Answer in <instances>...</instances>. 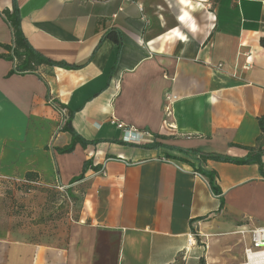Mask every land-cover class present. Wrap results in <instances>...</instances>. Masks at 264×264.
I'll return each instance as SVG.
<instances>
[{"label":"crops","instance_id":"crops-1","mask_svg":"<svg viewBox=\"0 0 264 264\" xmlns=\"http://www.w3.org/2000/svg\"><path fill=\"white\" fill-rule=\"evenodd\" d=\"M13 7L54 65L10 73L3 11ZM49 99L72 113L85 146L56 151L71 135ZM260 117L264 0H0V175L42 182L25 193L33 214L22 224L0 219V264H226L227 235L243 240L242 263L248 231L264 226V177L256 163L196 152L245 158L252 147L264 167ZM198 166L216 172L220 194ZM54 178L71 184L75 207L46 220Z\"/></svg>","mask_w":264,"mask_h":264},{"label":"trees","instance_id":"trees-1","mask_svg":"<svg viewBox=\"0 0 264 264\" xmlns=\"http://www.w3.org/2000/svg\"><path fill=\"white\" fill-rule=\"evenodd\" d=\"M3 13H4V17L6 21L8 22L12 30V36H13L12 45L6 46L11 51V54L8 55V58L15 61V66L12 69V71H10V73L34 72L42 64L54 65V62L52 60L38 53L29 45L26 37L23 35L21 28H20V15L18 12V8L13 7L12 10H4ZM106 37H109L112 41H114L119 46L120 37L118 35V32H116L113 29L109 30L108 32H106ZM71 114L72 113L69 114V112L66 111L67 118L63 126L60 128L61 131H66L70 133L71 139L67 145L56 148V151L58 153L71 152L77 143L81 144L82 146H85L87 144V141L74 131L72 124H71ZM258 123H259L260 129L264 131V123L261 117L258 119ZM243 148L248 150V154L245 156V158H234L228 155L212 153V152H196V153H198L199 158L203 161L206 159H213L217 161L234 162L237 164L256 163L258 164V169L260 173L264 177V167L260 159L261 153L257 150H254V148L252 147H243ZM193 152L195 153V150H193ZM90 166L91 164L88 160L84 161L81 173L78 176L74 177L70 183L80 180L83 177V173L85 172V170ZM195 171L201 173L207 178L210 188L214 194L218 195L221 193V189L216 182L217 175L215 171L206 170L199 166L195 168ZM25 178L28 180H32V179L34 180L35 175L32 172H26ZM68 194L70 195L69 191H68ZM54 195H57V194L55 193V191L52 190L48 193L47 197L52 201L54 200L53 198ZM70 198L72 199L73 208H74L75 207L74 199L72 198L71 195H70ZM64 202L66 203V201Z\"/></svg>","mask_w":264,"mask_h":264},{"label":"rangeland","instance_id":"rangeland-1","mask_svg":"<svg viewBox=\"0 0 264 264\" xmlns=\"http://www.w3.org/2000/svg\"><path fill=\"white\" fill-rule=\"evenodd\" d=\"M25 189L26 186L22 184L21 178H18L17 180V177L6 179L0 177V203L2 204V212L0 214V219H5L8 214H10L12 215V217L14 216V220H16L17 218H22L20 219L21 221L18 223L22 224L24 216H29L33 214V211L30 210L29 206L27 205L28 197H26L25 195ZM53 198L54 200L52 201L48 198L47 204L46 206H44L46 212L44 214V219L46 220L49 218L52 219L64 216L69 209L68 204L65 203L58 194L54 195ZM37 217L38 215L35 214L34 218ZM206 234L209 236L212 235L217 238L221 237L223 235V232H215V230H212V232ZM229 237L232 236L227 235L225 239L227 240V242L223 241L218 250L224 251L222 256L223 258H221L222 262L226 264H236L239 260L237 253L241 248L243 240L240 239V236L234 239H227Z\"/></svg>","mask_w":264,"mask_h":264},{"label":"built area","instance_id":"built-area-1","mask_svg":"<svg viewBox=\"0 0 264 264\" xmlns=\"http://www.w3.org/2000/svg\"><path fill=\"white\" fill-rule=\"evenodd\" d=\"M86 1V0H81ZM126 1H133V0H126ZM174 96L167 97L168 99H173ZM48 102L52 103L53 106L58 110L61 114V121H60V128L63 126L66 120V108L53 102L52 99H49ZM168 112V110H167ZM118 128L123 130V138L126 140H140L138 137L142 136L141 133L136 132L135 128L132 126H127L121 122L116 123ZM96 174H103L104 169L102 167L96 169ZM1 178H12V177H4ZM18 180V178H17ZM22 184L26 186L25 193H32L36 186H40L42 184L41 180L32 179L28 180L25 178H21ZM72 184V183H71ZM71 184H61L56 178H54L48 187L59 194L60 198L66 201L68 204V213L71 214V210L73 208V202L68 194V188ZM249 232V244L244 247L243 254H244V261L240 264H264V226L253 228L248 231ZM196 234H190L189 236V243H195Z\"/></svg>","mask_w":264,"mask_h":264}]
</instances>
